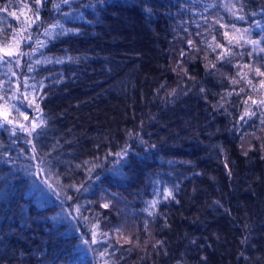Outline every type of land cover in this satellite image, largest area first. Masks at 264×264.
<instances>
[{
  "label": "trees",
  "instance_id": "obj_1",
  "mask_svg": "<svg viewBox=\"0 0 264 264\" xmlns=\"http://www.w3.org/2000/svg\"><path fill=\"white\" fill-rule=\"evenodd\" d=\"M36 12L0 0V84L46 121L0 127V264H264V77L243 68L264 52L210 47L235 25L264 48V0H44L29 27ZM14 35L31 55H5Z\"/></svg>",
  "mask_w": 264,
  "mask_h": 264
},
{
  "label": "snow or ice",
  "instance_id": "obj_2",
  "mask_svg": "<svg viewBox=\"0 0 264 264\" xmlns=\"http://www.w3.org/2000/svg\"><path fill=\"white\" fill-rule=\"evenodd\" d=\"M63 3L67 4L69 3V0H62ZM102 2V0H101ZM44 3V0H35V4L37 5V12L35 14V19L31 20L28 24V26L30 27L31 24L36 23V21H38L40 19L39 17V8L42 7ZM54 8L59 9L60 5L59 4H54L53 5ZM4 11H7V8L4 9ZM10 15H15V13H10ZM68 15V14H65ZM239 19H244L243 16H239ZM217 23H220L219 21H217ZM60 28L62 31L60 34H66L69 31H73L71 29H64L63 25L57 23V24H53L50 25L49 28L50 29H56V28ZM222 27L225 28V31L221 34L223 36V38L227 41V45L220 43L219 41H216V37H213V41H216L215 45H210V47H212V51L216 52L217 49H220L221 51L217 54V59L218 60H226L229 59L231 56L235 55L236 53L233 50L232 45H238L243 47V44L241 43L243 41L244 44H250L253 45V51H259V52H264V48H258L255 46H259L261 44L260 40H255V39H250V38H246L245 37V33L249 32V29L245 28V29H239V28H235V25H232V29L233 31L231 33H229L228 29V25H222ZM257 27H259V23H257ZM49 28L45 29V33L49 36H52L53 33L52 31L49 30ZM13 40L15 41V47H13L12 45L8 46V50L6 51L5 55L7 57H23L25 55H31V53H26V52H22L19 49V44H20V40H31V36L28 35L27 37L21 36L20 40H16L15 39V35L13 37ZM37 45L39 47H43L44 44L41 41H36ZM189 44H192V41H189ZM194 46V45H193ZM37 48H33V52L37 51ZM252 53H249V55H251ZM5 59L4 56H0V60ZM19 62V60H17V63ZM60 62V61H58ZM37 64L40 63V61H36ZM211 67H215V64H212ZM243 68H247L250 72H255V74L257 76L260 77H264V71H261V69L259 67H255L253 68L251 65L245 64L243 65ZM29 71H32L31 66H29ZM186 71V70H185ZM13 75H15V73H13ZM238 75H241L242 79L246 80V83L248 86L252 87L253 91L257 90V87L255 85L252 84V80L248 79V73H238ZM240 81L233 78L232 79V83L233 84H238ZM25 84H27V78H25ZM259 87L260 88H264V79H261L259 82ZM9 88H12V85H9ZM175 91V90H173ZM203 91V89H202ZM241 92L244 91V88L240 89ZM20 92V85L19 83L16 84L15 88L11 91V93L9 94L8 90L5 89L3 87L2 84H0V118H2L3 123H0V127H3L4 124H10V125H14V127L12 128L13 133H15V131L17 130V128L24 132L27 133L29 136H31L33 133H36L37 136L41 135L42 132H37V129H43V127L46 125V121L43 118V110L40 108L39 103H37V99L38 96L37 95H33L32 99L30 101H28L26 104H17V103H12L13 101H27L28 98V92L25 91L23 94L18 95V93ZM37 90L33 87V93H36ZM227 95H232V93H227ZM237 95H239V93H237ZM40 99H42V97H39ZM249 100L252 101V104H258L261 107H264V98H261L259 101L257 100H253L251 96L248 97ZM247 100L245 101V104H247ZM20 107H25L26 109H31L33 112L36 113V115H34L31 119V121H29V117L27 115H24L23 113L20 112ZM15 109V111L19 114L23 116L24 121H29L28 123H20L18 120L14 119V118H10V113L11 111ZM256 113L254 111H251L250 109L246 108L244 115L241 116V119H244V116H253ZM131 135V133H130ZM29 143H32V141H29ZM262 147H264V145H262ZM36 152V148L35 145L33 144V153ZM122 154H126L123 152L121 153H116V155H122ZM245 155H247V152L244 153ZM43 170V169H42ZM92 169H89V171H91ZM175 199V196L173 194L172 190H167L166 195H164L163 199L164 200H168V199ZM159 203L158 200H152L150 202V208H152L153 210L156 208V205ZM218 203V202H216ZM104 208H108L109 204L105 203L103 204ZM77 211L79 212V208H77ZM152 213L150 212V215ZM98 227V226H97ZM97 231H93L92 233V242L93 243H99L100 240L97 239ZM99 236L101 237V239H107L108 234L104 233V232H99ZM122 237L118 236L117 239H121ZM124 243H131V239L128 237H123L122 238ZM243 242V241H242ZM157 243H162L160 241H158ZM100 255L106 256V255H110V253L107 252H101ZM105 264H110V261H105Z\"/></svg>",
  "mask_w": 264,
  "mask_h": 264
}]
</instances>
